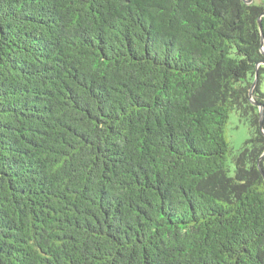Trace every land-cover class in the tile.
<instances>
[{"label":"trees","instance_id":"1","mask_svg":"<svg viewBox=\"0 0 264 264\" xmlns=\"http://www.w3.org/2000/svg\"><path fill=\"white\" fill-rule=\"evenodd\" d=\"M0 264H264V0H0Z\"/></svg>","mask_w":264,"mask_h":264},{"label":"rangeland","instance_id":"2","mask_svg":"<svg viewBox=\"0 0 264 264\" xmlns=\"http://www.w3.org/2000/svg\"><path fill=\"white\" fill-rule=\"evenodd\" d=\"M251 136L252 130L249 123L242 120L237 112H233L226 127V139L234 152H239Z\"/></svg>","mask_w":264,"mask_h":264},{"label":"water","instance_id":"3","mask_svg":"<svg viewBox=\"0 0 264 264\" xmlns=\"http://www.w3.org/2000/svg\"><path fill=\"white\" fill-rule=\"evenodd\" d=\"M254 86H255V84H254ZM252 91L253 90L250 91V98L253 101V99H252L253 92ZM254 104L256 105V103H254ZM260 124H261V128H262V126H263V107L262 106L260 107Z\"/></svg>","mask_w":264,"mask_h":264}]
</instances>
